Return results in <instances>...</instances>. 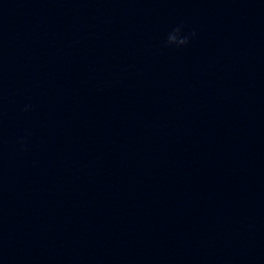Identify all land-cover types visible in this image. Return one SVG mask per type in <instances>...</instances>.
Instances as JSON below:
<instances>
[{
  "label": "clouds",
  "instance_id": "9594fccd",
  "mask_svg": "<svg viewBox=\"0 0 264 264\" xmlns=\"http://www.w3.org/2000/svg\"><path fill=\"white\" fill-rule=\"evenodd\" d=\"M195 32H191L190 34H184V26L178 25L167 35L166 43L169 46L182 47L186 46L190 41V36H195ZM31 108V105H26L24 111H28ZM23 143V141H21Z\"/></svg>",
  "mask_w": 264,
  "mask_h": 264
}]
</instances>
